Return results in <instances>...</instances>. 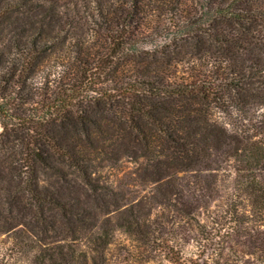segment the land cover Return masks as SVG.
<instances>
[{"label": "trees", "instance_id": "obj_1", "mask_svg": "<svg viewBox=\"0 0 264 264\" xmlns=\"http://www.w3.org/2000/svg\"><path fill=\"white\" fill-rule=\"evenodd\" d=\"M188 2L129 0V12L103 18L93 50L60 37L69 15L44 0H0V204L9 215L24 210L3 231L14 248L27 242L30 264H112L119 232L137 249L131 264H235L234 255L264 264V143L251 147L249 130L230 132L210 117L246 111L259 101L254 92L264 99L262 77L256 85L230 64L208 80L178 82L175 58L158 62L133 40L161 12L173 15L174 43L208 38L254 50L264 0H193L198 20L183 16ZM61 47L69 55L51 62ZM252 63L264 72L263 57ZM219 155L239 162L241 194L215 209ZM125 163L137 166L127 185L137 190L113 180Z\"/></svg>", "mask_w": 264, "mask_h": 264}, {"label": "rangeland", "instance_id": "obj_2", "mask_svg": "<svg viewBox=\"0 0 264 264\" xmlns=\"http://www.w3.org/2000/svg\"><path fill=\"white\" fill-rule=\"evenodd\" d=\"M44 1L47 7H54L65 15H69L64 16L66 27L69 29V32L68 34L61 33L60 37H69L67 42H70V40L76 42L80 38L82 42H87L88 47H91L93 50H95L99 43L103 42L97 33V31H100L104 34L101 30L105 22L103 18L107 16L110 11H113L114 13L111 18L115 21V18H118L121 13H127L131 10L127 7L129 0ZM192 3L193 0H189L183 16L188 17L187 20L204 18L201 5H192ZM70 15L73 16V19ZM172 16L173 15L161 12L151 14L152 20L147 21L145 28L140 30L133 40L139 44L137 48L141 54L144 52L146 54L155 55L158 62L167 63L170 58H175L176 62L174 63V67L169 69L173 75V80L184 83L204 79L208 80L212 75L215 76L216 74L217 76V74H223L227 66L228 68L232 66V69L244 70L247 74L246 78L255 82L256 85H258L256 78L262 77L261 80L264 81V72L261 73L259 71L263 68L255 67V64L252 63L255 58H259L260 56L264 58V27L260 26L259 33L257 34L258 37H260V42L263 44L259 43V48L254 50L251 46L247 45L235 49L228 45L219 47L208 38L189 43H174L171 40H173L172 35L176 34V29H173L170 23ZM197 28L202 31L205 29V27L199 26ZM69 52V48H58L52 55L51 62L54 60L56 61L59 57L69 55ZM227 53L233 56V62L230 61V56ZM256 85L254 86L255 89L257 88ZM254 94L256 96L255 98H258L259 101L253 105L247 106L245 108L246 111L240 112L237 109H230L231 112H227L225 110L214 109L210 116L214 122L223 124L230 132L239 133L240 131L242 132V129L245 132L249 130L248 136L254 135V137H256L251 141V147H253L252 144L256 141H262L264 143V99L263 97L262 99L259 98L260 95L257 94L260 93L254 92ZM219 158L220 169L214 171L219 180V198L221 199L216 201V205L214 204L215 209L224 205V201L230 195L233 194L236 196L241 194L238 190L237 181L235 180L236 168L239 162L225 155H219ZM136 168L137 166L133 164H123L118 171H115L113 180L118 184L126 186V189L137 190L139 187L135 185L127 186L131 182L133 183ZM102 175L109 176L108 173H103ZM141 188L139 190H141ZM145 188L146 191H142L141 195L147 194L149 191L148 187ZM244 198L238 197L235 199V204L240 205L241 210V206L245 202ZM226 209L227 207L224 206L221 210ZM8 210V205L3 201L0 204V254H4L7 258L5 260H0V264H10L11 262L12 264H30L29 250H31V248L28 247L27 242L24 245V249L14 248L12 246V234L3 231L7 225L12 223L15 219L14 217L18 218L21 216L24 210L20 206L16 211L12 210L11 215H9ZM56 217L59 218L57 215ZM84 218V220H87V217ZM98 218L99 223H103L107 216L100 214ZM83 230L84 229H79L81 235L84 234ZM22 235L25 237L26 232H23ZM136 250L137 249L133 246V243L130 242L129 238L124 233L119 232L109 252L112 264H131L126 262L128 258L127 254L131 252L136 253ZM230 261L235 264H263L255 255L247 257L234 255ZM147 264L170 263L156 260Z\"/></svg>", "mask_w": 264, "mask_h": 264}]
</instances>
